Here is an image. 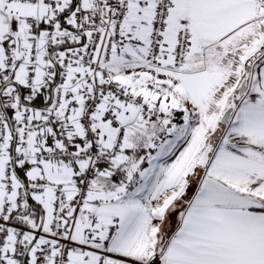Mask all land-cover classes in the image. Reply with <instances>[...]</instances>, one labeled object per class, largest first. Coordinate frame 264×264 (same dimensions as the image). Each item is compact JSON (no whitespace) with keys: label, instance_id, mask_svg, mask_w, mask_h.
<instances>
[{"label":"snow or ice","instance_id":"snow-or-ice-1","mask_svg":"<svg viewBox=\"0 0 264 264\" xmlns=\"http://www.w3.org/2000/svg\"><path fill=\"white\" fill-rule=\"evenodd\" d=\"M0 264H264V0H0Z\"/></svg>","mask_w":264,"mask_h":264}]
</instances>
